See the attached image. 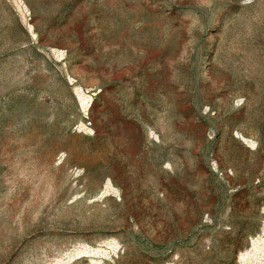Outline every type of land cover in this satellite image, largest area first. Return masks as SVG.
<instances>
[{"label": "rangeland", "instance_id": "374dc122", "mask_svg": "<svg viewBox=\"0 0 264 264\" xmlns=\"http://www.w3.org/2000/svg\"><path fill=\"white\" fill-rule=\"evenodd\" d=\"M0 264H264V0H0Z\"/></svg>", "mask_w": 264, "mask_h": 264}]
</instances>
